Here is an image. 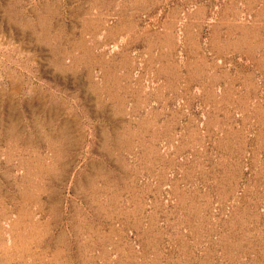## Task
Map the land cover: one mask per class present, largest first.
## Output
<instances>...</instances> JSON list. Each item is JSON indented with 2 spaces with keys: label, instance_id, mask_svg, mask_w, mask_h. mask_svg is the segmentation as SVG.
Listing matches in <instances>:
<instances>
[{
  "label": "rangeland",
  "instance_id": "374dc122",
  "mask_svg": "<svg viewBox=\"0 0 264 264\" xmlns=\"http://www.w3.org/2000/svg\"><path fill=\"white\" fill-rule=\"evenodd\" d=\"M0 264H264V0H0Z\"/></svg>",
  "mask_w": 264,
  "mask_h": 264
}]
</instances>
